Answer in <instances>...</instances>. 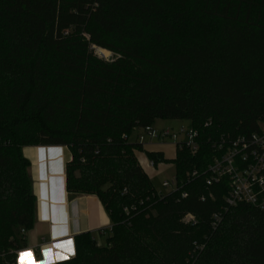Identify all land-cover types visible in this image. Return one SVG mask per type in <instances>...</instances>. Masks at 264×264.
Returning <instances> with one entry per match:
<instances>
[{
	"label": "trees",
	"instance_id": "16d2710c",
	"mask_svg": "<svg viewBox=\"0 0 264 264\" xmlns=\"http://www.w3.org/2000/svg\"><path fill=\"white\" fill-rule=\"evenodd\" d=\"M159 119L186 122L199 151L130 141ZM263 122L264 0H0V264L36 221L26 146H67V190L111 218L105 245L80 234L60 264H264V210L206 183L216 143ZM138 153L173 163L177 190L158 191Z\"/></svg>",
	"mask_w": 264,
	"mask_h": 264
},
{
	"label": "crops",
	"instance_id": "0c3cea01",
	"mask_svg": "<svg viewBox=\"0 0 264 264\" xmlns=\"http://www.w3.org/2000/svg\"><path fill=\"white\" fill-rule=\"evenodd\" d=\"M142 134V129L137 130L130 141L139 143ZM142 145L146 151L162 153L168 160L176 158L177 146L173 142L146 137ZM23 154L31 163L29 174L37 204L35 225L26 233L25 245L17 252V264H60L73 259L77 254L75 238L83 233L93 234L99 244L106 239L100 232L111 229L112 222L99 197L67 190L66 170L73 159L70 149L26 146ZM138 160L151 179L162 169L158 165L150 167L145 153H138Z\"/></svg>",
	"mask_w": 264,
	"mask_h": 264
},
{
	"label": "built area",
	"instance_id": "2783aa9c",
	"mask_svg": "<svg viewBox=\"0 0 264 264\" xmlns=\"http://www.w3.org/2000/svg\"><path fill=\"white\" fill-rule=\"evenodd\" d=\"M142 130L143 134L139 136L141 144L145 142L146 137L163 142L171 139L176 146L185 144L193 154L199 151L198 132L189 125H182L176 133L170 129L160 131L153 126H147ZM215 148L221 152V156L216 158L207 170V185L211 187L223 181L228 182L229 190L225 201L229 208L248 206L264 210V122L258 132L235 139H222L216 143ZM149 166L154 167L155 163L150 160ZM197 176L198 172L194 171L192 177ZM173 185L177 190L176 178ZM169 186V182L163 183V187ZM183 197H187V194L184 193ZM210 197L213 198V195ZM205 198L203 197V200ZM220 218L219 215L214 216L215 227L221 221ZM185 221L196 224L193 215L186 216Z\"/></svg>",
	"mask_w": 264,
	"mask_h": 264
},
{
	"label": "rangeland",
	"instance_id": "374dc122",
	"mask_svg": "<svg viewBox=\"0 0 264 264\" xmlns=\"http://www.w3.org/2000/svg\"><path fill=\"white\" fill-rule=\"evenodd\" d=\"M96 52L99 54V56H102L106 59H112L114 57V53L103 50V49H96ZM182 125L188 126L186 122L177 121V120H168V119H159L154 122V127L157 129H170L172 132H179ZM168 141L172 142L171 139ZM156 166V165H155ZM159 168H162L159 170V174L157 176H152V182L155 185L156 189L164 194H168L175 190V186L173 185V180L175 178L176 173V167L174 164H168V165H160L158 164ZM164 182H169V187H163ZM101 245L106 244V239H103L102 241H99Z\"/></svg>",
	"mask_w": 264,
	"mask_h": 264
}]
</instances>
